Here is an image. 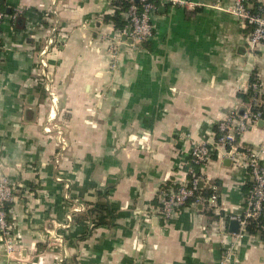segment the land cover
Wrapping results in <instances>:
<instances>
[{
	"label": "crops",
	"instance_id": "1",
	"mask_svg": "<svg viewBox=\"0 0 264 264\" xmlns=\"http://www.w3.org/2000/svg\"><path fill=\"white\" fill-rule=\"evenodd\" d=\"M112 1L0 0V179L15 187L0 264H264L257 235L228 230L249 174L224 145L194 164L217 209L190 199L166 223L158 213L252 80L264 98V43L248 48L233 0H156L153 35L129 43L104 19ZM238 140L264 164V114ZM96 202L110 212L93 226Z\"/></svg>",
	"mask_w": 264,
	"mask_h": 264
},
{
	"label": "built area",
	"instance_id": "2",
	"mask_svg": "<svg viewBox=\"0 0 264 264\" xmlns=\"http://www.w3.org/2000/svg\"><path fill=\"white\" fill-rule=\"evenodd\" d=\"M129 5L125 12L127 25L120 31L118 36H124L131 42H143L153 35L151 17L156 9L154 0H128ZM172 5L190 6L189 0H165ZM138 4V5H137ZM227 11L236 16L247 28V44L250 50L256 49L264 43V0H233V4ZM5 14L0 10V35L1 23ZM110 49L116 52L113 40ZM114 65V64H113ZM260 83L254 79L249 84L252 96L244 106L242 112L232 109L218 122V136L209 144L201 141L194 144L189 153L187 165L188 177L175 185L168 186L162 193L158 213L166 223L179 208L185 206L189 200L196 204H206L208 207L217 209V192L215 185H206L212 192L208 197H203L199 190L200 182H204L202 175L194 168V164L202 166L209 161L214 150L219 145L227 147V155L234 164L241 163L252 180V186L246 195V203L243 213L238 217L239 228L244 229L246 219L255 218L264 214V164L259 159V149L242 147L238 137L245 131L250 123L260 120L264 114V98L259 92ZM193 165V166H192ZM205 185V183H204ZM15 187L6 178L0 179V231L7 239L6 248L9 250V226L5 219V212L1 208L3 202H11L14 199ZM231 218H234L230 216ZM229 254H225L218 264H227Z\"/></svg>",
	"mask_w": 264,
	"mask_h": 264
},
{
	"label": "trees",
	"instance_id": "3",
	"mask_svg": "<svg viewBox=\"0 0 264 264\" xmlns=\"http://www.w3.org/2000/svg\"><path fill=\"white\" fill-rule=\"evenodd\" d=\"M156 3V0H154ZM112 3L114 4L115 8L112 13V15H106L104 16V19L110 20L117 31L122 30L127 25V18L124 16L125 12L127 11L129 1L128 0H113ZM138 5V4H137ZM1 10V9H0ZM149 40V39H148ZM147 41V40H146ZM144 42V41H143ZM252 186V180L249 177L247 187H246V195L248 194L250 188ZM199 193L201 195H209L211 193L210 189H200ZM245 203H246V196H245ZM11 206V202H3L1 208L5 212V219L8 223L9 217L7 215V212H9V208ZM109 208L104 203H93L88 209L86 210L85 215L83 216V219H91L95 218V221H93V226H97L100 224H106L107 220L109 218ZM74 219L77 220L75 217ZM244 229L248 234L257 235L259 239L264 244V214H260L255 218H249L246 219V223L244 225Z\"/></svg>",
	"mask_w": 264,
	"mask_h": 264
},
{
	"label": "water",
	"instance_id": "4",
	"mask_svg": "<svg viewBox=\"0 0 264 264\" xmlns=\"http://www.w3.org/2000/svg\"><path fill=\"white\" fill-rule=\"evenodd\" d=\"M122 39H124V36H122ZM129 43H130V40H129ZM238 228H239L238 219L234 218V219L229 220V222H228V230L230 232H237Z\"/></svg>",
	"mask_w": 264,
	"mask_h": 264
},
{
	"label": "rangeland",
	"instance_id": "5",
	"mask_svg": "<svg viewBox=\"0 0 264 264\" xmlns=\"http://www.w3.org/2000/svg\"><path fill=\"white\" fill-rule=\"evenodd\" d=\"M10 249H11V248H10ZM10 249H9V250H10Z\"/></svg>",
	"mask_w": 264,
	"mask_h": 264
},
{
	"label": "bare ground",
	"instance_id": "6",
	"mask_svg": "<svg viewBox=\"0 0 264 264\" xmlns=\"http://www.w3.org/2000/svg\"><path fill=\"white\" fill-rule=\"evenodd\" d=\"M13 205V204H12Z\"/></svg>",
	"mask_w": 264,
	"mask_h": 264
}]
</instances>
